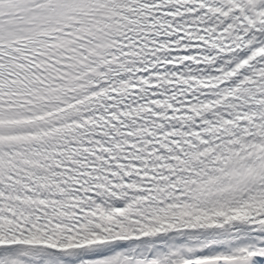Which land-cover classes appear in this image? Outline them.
Instances as JSON below:
<instances>
[{"label": "snow or ice", "instance_id": "1", "mask_svg": "<svg viewBox=\"0 0 264 264\" xmlns=\"http://www.w3.org/2000/svg\"><path fill=\"white\" fill-rule=\"evenodd\" d=\"M0 264H264V0H0Z\"/></svg>", "mask_w": 264, "mask_h": 264}]
</instances>
